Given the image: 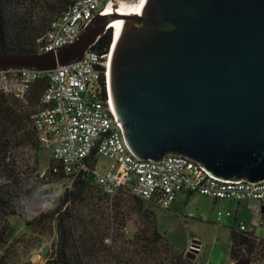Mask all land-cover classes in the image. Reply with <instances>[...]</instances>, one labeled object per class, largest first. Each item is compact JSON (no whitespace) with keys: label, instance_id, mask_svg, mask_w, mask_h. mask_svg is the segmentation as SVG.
<instances>
[{"label":"water","instance_id":"1","mask_svg":"<svg viewBox=\"0 0 264 264\" xmlns=\"http://www.w3.org/2000/svg\"><path fill=\"white\" fill-rule=\"evenodd\" d=\"M117 19L105 73L131 153L183 156L225 181H264V0H144L128 15L95 16L56 51L2 55L0 70L78 62Z\"/></svg>","mask_w":264,"mask_h":264},{"label":"trees","instance_id":"2","mask_svg":"<svg viewBox=\"0 0 264 264\" xmlns=\"http://www.w3.org/2000/svg\"><path fill=\"white\" fill-rule=\"evenodd\" d=\"M73 2L0 0V56L36 54L39 39L48 33L50 24L63 16ZM112 42L113 33L108 30L92 47L102 57L103 63ZM105 70V66L98 68L99 84L106 99ZM48 86V78L43 77L30 85L24 99L0 93V221L16 219L42 235L55 230L47 264H163L162 257L157 254L159 240H162L157 230L153 228L150 236L145 231L142 235L134 233L129 236L126 230L128 216L113 208L135 206L138 213L143 211L145 202L128 191L106 195L94 184L92 174L98 158L95 150L85 160L86 170L74 176L66 175L53 160L43 174L39 173L36 166L18 156V148L28 143L32 144L35 153L40 150L31 116L40 106ZM62 181L66 182L62 194L47 196L44 188ZM111 198L116 202L108 204ZM31 204L37 208H32ZM41 204L51 209L45 213L38 212ZM104 205L111 207L108 210ZM145 217L149 222L153 221L151 216ZM258 240L254 232L232 228L230 261L246 263V257L257 250ZM1 252L12 254L5 248ZM4 255L0 256L2 264L7 260V255ZM179 260L174 254L170 264H177Z\"/></svg>","mask_w":264,"mask_h":264},{"label":"built area","instance_id":"3","mask_svg":"<svg viewBox=\"0 0 264 264\" xmlns=\"http://www.w3.org/2000/svg\"><path fill=\"white\" fill-rule=\"evenodd\" d=\"M114 1L135 6L144 0H74L70 9L54 20L48 33L39 39L36 54L56 51L74 42L95 16L117 13ZM112 33L114 39L113 30ZM101 59L90 48L80 61L48 72L31 68L0 70V93L18 99H24L31 84L48 78L49 86L31 116V123L39 144L50 151L52 160L66 175L74 176L86 170L85 160L95 150L98 157L110 163L106 173L92 174L94 184L106 195L128 191L165 211L178 196L197 194L213 201L247 203L256 216L260 210L264 211V181L221 180L183 156L168 155L162 161L136 158L116 118L108 81L107 98L102 94L98 68H107V62ZM225 214L233 216L230 209ZM222 217L224 212L219 211L217 220ZM256 226L254 222L249 227L241 225L238 230L255 233ZM258 239L257 250L246 257V264H264V237Z\"/></svg>","mask_w":264,"mask_h":264},{"label":"rangeland","instance_id":"4","mask_svg":"<svg viewBox=\"0 0 264 264\" xmlns=\"http://www.w3.org/2000/svg\"><path fill=\"white\" fill-rule=\"evenodd\" d=\"M38 153L32 148V144L18 148V156L37 167V172L42 173L52 162L51 153L41 145ZM110 163L98 157L95 166L96 173H106ZM66 182L51 184L44 189L49 197H57L65 189ZM93 186V185H92ZM94 192H96L94 190ZM110 202V203H109ZM108 204L116 202L111 198ZM255 205V204H250ZM32 208H37L33 206ZM108 206V210L111 205ZM246 203H241L236 212L237 203L229 201H214L201 195H192L186 200L183 196H178L169 210H161L156 206L144 203L141 212H135V206H113L123 216H128L127 235L137 233L142 235L144 231L150 236L156 229L162 236L159 240L157 254L162 257L163 264H170L173 255L180 258L177 264H229V244L230 230L238 229L241 225L251 226L256 222L255 235L258 238L264 237V211L260 210L256 216ZM133 208V209H131ZM51 207L40 205L38 212L45 213ZM233 212L232 217L225 214L226 210ZM224 212V217L217 220V213ZM151 216L152 222L147 217ZM154 228V230H153ZM37 230L26 227L16 219L0 221V252L2 248L10 250L1 252L0 256H6V264H47V255L51 251V246L55 240V230L46 234H37ZM42 235V236H40ZM38 241V243H36ZM193 242L198 243L199 250L192 260L188 255L192 251ZM195 254V253H193ZM234 264V262H231ZM2 264V263H0Z\"/></svg>","mask_w":264,"mask_h":264},{"label":"bare ground","instance_id":"5","mask_svg":"<svg viewBox=\"0 0 264 264\" xmlns=\"http://www.w3.org/2000/svg\"><path fill=\"white\" fill-rule=\"evenodd\" d=\"M140 5L141 4L133 6V5H129V4L126 5L124 3H119L117 6V13L121 14V15H128V14L132 13L133 10L138 8ZM120 20L121 19H117L111 23L110 27L112 28L113 32H114V29ZM106 62H107V66H108V64H109L108 60Z\"/></svg>","mask_w":264,"mask_h":264},{"label":"crops","instance_id":"6","mask_svg":"<svg viewBox=\"0 0 264 264\" xmlns=\"http://www.w3.org/2000/svg\"><path fill=\"white\" fill-rule=\"evenodd\" d=\"M183 197H184L185 199L187 198V196H183ZM215 202H217V201H214V203H215ZM246 204H247V203H246ZM240 205H241V204H237V208H236V212H235V214H236V213H237V211L239 210V208H240ZM229 245H230V244H229ZM229 264H232V263H231V261H230V263H229Z\"/></svg>","mask_w":264,"mask_h":264}]
</instances>
